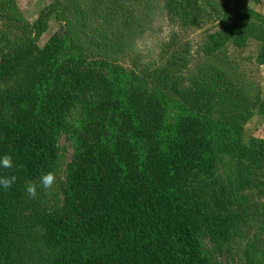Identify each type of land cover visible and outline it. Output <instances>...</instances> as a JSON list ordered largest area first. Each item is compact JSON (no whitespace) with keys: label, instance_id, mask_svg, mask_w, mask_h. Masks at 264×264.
<instances>
[{"label":"trees","instance_id":"obj_1","mask_svg":"<svg viewBox=\"0 0 264 264\" xmlns=\"http://www.w3.org/2000/svg\"><path fill=\"white\" fill-rule=\"evenodd\" d=\"M156 11L172 28L158 59L117 63ZM229 46L264 67V16L246 0H51L32 21L0 0V157L23 165L0 168L17 176L0 186V264H214L207 243L221 251L256 218L219 164L264 182V139L242 131L264 98L248 99Z\"/></svg>","mask_w":264,"mask_h":264},{"label":"rangeland","instance_id":"obj_2","mask_svg":"<svg viewBox=\"0 0 264 264\" xmlns=\"http://www.w3.org/2000/svg\"><path fill=\"white\" fill-rule=\"evenodd\" d=\"M51 0H14L16 6L20 10L22 16L32 21L36 18L37 12ZM248 5L264 16V0H246ZM62 21H50L48 32L42 35L38 44L42 45L48 35L56 30ZM172 31L167 20L164 19L161 12L156 11L149 20L148 25L133 35L127 42V46L122 53L117 54L116 62L132 68L138 72L143 67H149L158 59L160 49L164 46V42L168 39ZM200 29H194L188 32V40L192 42L190 54L192 61L190 66L198 62V40L200 38ZM245 51L240 52L233 47L225 49L229 61L233 66H239L238 71L241 77V84L245 93L252 96L264 98V67H256L253 59H242L238 61V57H246L253 51V46L247 47ZM238 61V62H237ZM234 65H233V63ZM237 63V64H236ZM243 136L249 135L264 139V115L257 112V108L252 109V115L242 125ZM59 153L61 155V166L63 167L70 159L71 147L69 140L60 135L57 141ZM218 173L228 183L233 191H237L247 203L252 202L251 208L254 211L255 219L251 224L239 226L232 238L231 244L225 246L221 251L212 248L207 243V250L210 253L211 261L214 264H262L264 262V182L253 175H249L250 179H246L244 175L238 172V168L234 162H228V157L224 156L222 164H219ZM258 175V174H257ZM253 179H257L252 181Z\"/></svg>","mask_w":264,"mask_h":264},{"label":"clouds","instance_id":"obj_3","mask_svg":"<svg viewBox=\"0 0 264 264\" xmlns=\"http://www.w3.org/2000/svg\"><path fill=\"white\" fill-rule=\"evenodd\" d=\"M0 168L3 169H12L16 168L17 170L22 169L23 165H15L13 157L10 154H4L0 157ZM56 174L54 172H47L40 177L39 187L44 191L46 195H51L54 185L56 184ZM17 180L16 175L11 176H0V186L5 190L11 189ZM25 191L28 194L29 198L35 199L37 197V185L28 182L25 186Z\"/></svg>","mask_w":264,"mask_h":264}]
</instances>
